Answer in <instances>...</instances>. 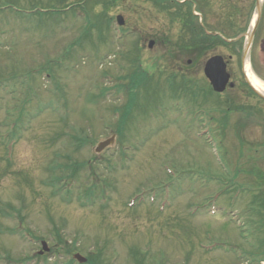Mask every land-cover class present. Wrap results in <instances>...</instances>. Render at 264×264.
<instances>
[{
	"label": "rangeland",
	"instance_id": "obj_1",
	"mask_svg": "<svg viewBox=\"0 0 264 264\" xmlns=\"http://www.w3.org/2000/svg\"><path fill=\"white\" fill-rule=\"evenodd\" d=\"M196 1L206 28L226 38H242L254 19V0ZM189 3L0 0V264H79L74 253L85 264H264V102L243 82V38L201 47L189 64L172 49L191 47ZM262 38L264 12L249 62L264 84ZM214 54L235 83L222 94L202 72ZM135 69L134 83L143 79L130 96ZM111 135L115 145L95 154ZM135 194L146 202L128 206Z\"/></svg>",
	"mask_w": 264,
	"mask_h": 264
},
{
	"label": "water",
	"instance_id": "obj_2",
	"mask_svg": "<svg viewBox=\"0 0 264 264\" xmlns=\"http://www.w3.org/2000/svg\"><path fill=\"white\" fill-rule=\"evenodd\" d=\"M117 20H118V22L120 24H122V21H121L120 18H118ZM251 40H252V33L248 35V40H247V43L245 45L244 59H243L244 64H245V62L248 59V54H249V48H250ZM152 45H153V42L150 41L149 42V48H151ZM204 74L209 79L214 91H216V92L224 91V89H225V87H226V85L228 83L229 75L225 71V64L223 63L222 57L214 56V57L210 58L209 60H207V62L205 63V66H204ZM244 78H245V81L248 84V86L251 88V90L258 97H260L262 100H264V94L259 92L257 89H255L251 85V83L249 82V80L246 77L245 72H244ZM229 87H233V84L230 83ZM113 141H114V137H111V138H108L106 140L100 141L97 144L96 148H95V152L96 153L101 152L105 147H107L108 145L112 144ZM74 259H76L79 263H84L85 262V258L80 256L79 254H75L74 255Z\"/></svg>",
	"mask_w": 264,
	"mask_h": 264
},
{
	"label": "bare ground",
	"instance_id": "obj_3",
	"mask_svg": "<svg viewBox=\"0 0 264 264\" xmlns=\"http://www.w3.org/2000/svg\"><path fill=\"white\" fill-rule=\"evenodd\" d=\"M246 77L251 83V85L260 91L262 94H264V84L262 81L259 80L258 77H256L250 70L249 65L246 66Z\"/></svg>",
	"mask_w": 264,
	"mask_h": 264
},
{
	"label": "trees",
	"instance_id": "obj_4",
	"mask_svg": "<svg viewBox=\"0 0 264 264\" xmlns=\"http://www.w3.org/2000/svg\"><path fill=\"white\" fill-rule=\"evenodd\" d=\"M192 43H194V42H192ZM133 76H134V74H133ZM132 96H134V94ZM131 106H132L131 103H129L128 106L126 107V109L124 110L123 116L121 115V118H122V121L121 122H123L124 120H126V117L129 116V114L131 113V111L133 109V106L132 107ZM107 261L109 263L110 262V259L108 258Z\"/></svg>",
	"mask_w": 264,
	"mask_h": 264
},
{
	"label": "flooded vegetation",
	"instance_id": "obj_5",
	"mask_svg": "<svg viewBox=\"0 0 264 264\" xmlns=\"http://www.w3.org/2000/svg\"><path fill=\"white\" fill-rule=\"evenodd\" d=\"M222 9H224V8H222ZM203 12H204V14H205L206 10L204 9ZM261 23H262V22H261ZM260 25H261V24H260ZM219 30H221V28H219ZM263 41H264V39L262 38V39H261V43H263ZM227 67H229V65H228Z\"/></svg>",
	"mask_w": 264,
	"mask_h": 264
}]
</instances>
